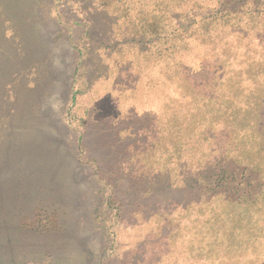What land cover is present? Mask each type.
<instances>
[{"label": "rangeland", "instance_id": "374dc122", "mask_svg": "<svg viewBox=\"0 0 264 264\" xmlns=\"http://www.w3.org/2000/svg\"><path fill=\"white\" fill-rule=\"evenodd\" d=\"M125 5L116 15L96 0H0L11 135L30 152L65 138L52 159L57 173L78 163L72 235L85 264H264V190L252 194L245 165L264 166V0ZM173 71L200 103L222 102L226 124L167 151L148 110L161 111Z\"/></svg>", "mask_w": 264, "mask_h": 264}, {"label": "trees", "instance_id": "16d2710c", "mask_svg": "<svg viewBox=\"0 0 264 264\" xmlns=\"http://www.w3.org/2000/svg\"><path fill=\"white\" fill-rule=\"evenodd\" d=\"M113 1L115 6H109L104 0H96V4L116 15L127 9L125 0ZM229 13L232 14L229 20L243 19L237 12ZM211 21L222 24L219 18ZM21 62L17 60L15 68H24ZM161 86L164 88L161 91L164 96H158L161 111L154 107L148 110L152 114L151 122L161 124L152 126L159 148L176 149L189 140L199 126L216 130L226 124V117L217 119L222 102L200 103L189 79L177 71L166 76ZM7 94L1 87V107L5 106L2 102L6 103ZM0 111L4 110L0 108ZM7 114H0V264H15L18 258V264L56 261L85 264L86 243L72 235V229L76 230L74 210L80 207L83 197L81 177L76 172L78 163L57 173V161L52 157L54 153L65 152V138L51 137L49 145H43L38 152H30L29 139L19 134L11 135V124L5 118ZM245 165L250 167L248 175L254 180L252 194L260 193L259 188L264 190V166L252 162Z\"/></svg>", "mask_w": 264, "mask_h": 264}]
</instances>
